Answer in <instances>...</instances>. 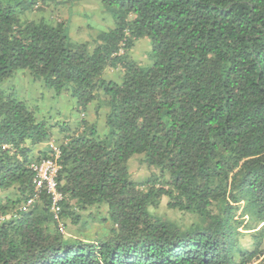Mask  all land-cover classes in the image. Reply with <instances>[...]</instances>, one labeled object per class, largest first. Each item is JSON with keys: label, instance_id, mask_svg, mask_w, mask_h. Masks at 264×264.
Listing matches in <instances>:
<instances>
[{"label": "trees", "instance_id": "obj_1", "mask_svg": "<svg viewBox=\"0 0 264 264\" xmlns=\"http://www.w3.org/2000/svg\"><path fill=\"white\" fill-rule=\"evenodd\" d=\"M67 2L0 0V264H264V0H101L111 26L81 39ZM16 73L71 100L62 119Z\"/></svg>", "mask_w": 264, "mask_h": 264}, {"label": "rangeland", "instance_id": "obj_2", "mask_svg": "<svg viewBox=\"0 0 264 264\" xmlns=\"http://www.w3.org/2000/svg\"><path fill=\"white\" fill-rule=\"evenodd\" d=\"M66 4L72 5L71 10L75 14V16L73 17L74 18L73 20L75 21H73L72 24L69 25V34L72 39L85 38V36H89L90 34L92 35V34H95L96 32L106 30L107 28L111 26L110 25V22L112 19L110 16L111 14L109 13V11L106 10L101 0H70V2L62 3L63 6L61 7H65L64 5ZM57 8L59 9L60 7H57ZM48 12H50L53 16H55V18L59 20L61 19V16H60L61 11H56V8L54 9L53 6L47 8V13ZM76 12H78V14L85 13V15L78 17V15H76ZM84 24H86L87 26H85ZM79 25H82V26L84 25L81 28L82 32L79 31V28H78ZM89 26L91 28H88ZM150 50L151 48H150L148 39H145V38L140 39L135 43L134 47L131 50L132 58L134 57L135 59H138L140 63L146 62L147 58L145 57L146 56L145 53L148 54ZM113 71L114 69H112L110 72L113 73ZM17 73L16 75L10 78V80H12V83L10 81L12 85L9 86L10 83L7 82L5 86L6 87L9 86L10 91H14L17 95L23 98H26L25 94L27 95L28 93L31 94L32 98H33V95L35 96L37 95L39 97L38 100H39L40 106L41 105H46L48 107L50 106L51 112L49 111L47 113L48 115L55 114L57 119H62V116H60L59 114L57 115L54 112L55 108H59L56 106L54 107L57 100H55V98L49 97L46 89L36 88L35 86H33L29 78L26 79V77L20 76V74L18 76ZM70 105H71V100L70 102H67L66 100H64L63 102H61V106L59 109L63 112V110L69 108ZM46 109L47 108L43 107L42 111L46 113L45 111ZM99 132H102V131H99ZM43 146L44 145H42L39 149H42ZM48 146H50V148L52 149L53 147H55L52 140L49 141ZM130 169L132 171V179L134 180L141 181L151 176L150 170L145 166V164H139L137 160L131 161ZM166 202H167V198H164L162 202L160 203V205L154 208L152 211L156 213L157 215H159L160 217L170 219L172 221H175L178 224H182L183 226L189 225L196 220L197 216H195L194 214L169 209L166 206ZM102 211H104V209ZM243 217L245 220H247V215H244ZM90 225L86 228V231H85V232L89 231V234H90V230L92 231L91 233L95 232L94 227H90ZM239 230L242 232H247L246 230H243L242 227H239ZM240 240H241L240 244L242 247H245V246L249 247L250 240L247 236L242 237Z\"/></svg>", "mask_w": 264, "mask_h": 264}, {"label": "built area", "instance_id": "obj_3", "mask_svg": "<svg viewBox=\"0 0 264 264\" xmlns=\"http://www.w3.org/2000/svg\"><path fill=\"white\" fill-rule=\"evenodd\" d=\"M55 157L59 155L57 147H53ZM31 168L35 171L34 183L35 187L39 188L46 186L47 191L52 194V203L57 205V202L61 199V194L56 189L55 177L58 171V164L55 159L45 158L36 164H32ZM31 200L28 201V203Z\"/></svg>", "mask_w": 264, "mask_h": 264}, {"label": "crops", "instance_id": "obj_4", "mask_svg": "<svg viewBox=\"0 0 264 264\" xmlns=\"http://www.w3.org/2000/svg\"><path fill=\"white\" fill-rule=\"evenodd\" d=\"M69 6L71 7L72 5H68V4L65 5V10H66V11L69 10V9H68Z\"/></svg>", "mask_w": 264, "mask_h": 264}]
</instances>
